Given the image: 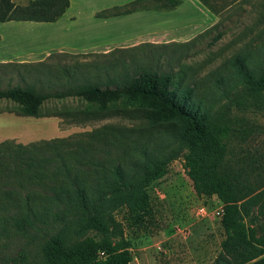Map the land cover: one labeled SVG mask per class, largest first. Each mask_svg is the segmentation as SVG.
I'll return each mask as SVG.
<instances>
[{
    "label": "trees",
    "instance_id": "trees-1",
    "mask_svg": "<svg viewBox=\"0 0 264 264\" xmlns=\"http://www.w3.org/2000/svg\"><path fill=\"white\" fill-rule=\"evenodd\" d=\"M145 1H134L120 12L103 11L97 17L132 13ZM154 1L164 8L179 5L177 0ZM200 1L207 5L205 0ZM69 5V0H30L26 5L0 0V23H54ZM222 35L218 33L212 43ZM247 59L236 56L230 61L234 76L249 90L264 92V70L250 71ZM42 64L9 63L0 67ZM69 76L75 77L64 75ZM111 84L112 88L108 83L102 88L84 81L66 93L53 95L33 87L0 90V101L16 104L14 112L22 117L82 122L109 112L129 116L126 101L136 103L143 112L145 123L136 130L104 126L26 145L13 140L0 143V206L11 203L21 212L14 220L17 231L25 232L26 225L37 222L63 223L43 249V264H134L114 212L125 208L137 221L147 216L146 188L161 179L169 163L179 158L194 193L199 197L216 196L222 204L220 226L225 237L211 264H264V188L254 191L241 183L239 173L223 169L231 128L212 119L200 103L193 101V89L180 88L171 73L144 70ZM67 97L84 101L83 110L43 111L50 99ZM167 139H174L175 146L165 143ZM54 205H59L57 211L52 210ZM73 237L76 240L70 242Z\"/></svg>",
    "mask_w": 264,
    "mask_h": 264
},
{
    "label": "rangeland",
    "instance_id": "rangeland-1",
    "mask_svg": "<svg viewBox=\"0 0 264 264\" xmlns=\"http://www.w3.org/2000/svg\"><path fill=\"white\" fill-rule=\"evenodd\" d=\"M27 2L16 0L18 5ZM158 6L145 2L136 8L151 10ZM121 10L124 8L116 11ZM217 20L215 27L187 42H138L128 47H108L106 51L83 50L86 52H58L51 48L96 45L98 40L108 39L103 25H92L87 19L76 26H37L41 24L32 22L30 26L15 28L13 34L11 30L5 31L9 35L6 46L18 47L23 55L28 54L30 64H44L0 67V90L33 87L53 95L66 93L84 81L102 88L108 83L112 88L111 81L120 83L144 70L171 73L180 88L193 89V101L200 103L212 119L231 128L223 169L239 173L241 183L250 189L261 190L264 188V92H253L240 84L230 61L236 56H246L250 71L264 70V0H242ZM218 33L223 35L212 43ZM64 70L75 77L65 78ZM126 103L129 116L109 112L98 119L78 122L61 117H22L14 112L16 104L0 101V143L13 140L26 145L67 138L104 126L136 130L145 123L143 112L136 103ZM85 104L74 97L50 99L43 111L53 114L63 108L83 110ZM164 142L175 146L174 139ZM146 191L147 216L137 221L125 208L114 212L134 264H211L225 237L217 215L222 208L217 197H199L194 193L181 158L171 161L166 174L152 181ZM58 209L59 205L52 207L53 211ZM20 213L11 203L0 206V264H43V249L60 232L63 223L37 222L26 225L25 232H19L14 220ZM74 240L73 237L70 242Z\"/></svg>",
    "mask_w": 264,
    "mask_h": 264
},
{
    "label": "crops",
    "instance_id": "crops-1",
    "mask_svg": "<svg viewBox=\"0 0 264 264\" xmlns=\"http://www.w3.org/2000/svg\"><path fill=\"white\" fill-rule=\"evenodd\" d=\"M134 1L138 0H69V8L56 22L40 23L41 25L37 26L55 27L61 24L76 26L82 19H87L92 25H103L108 33V39L98 40L96 45L90 47H50L58 52L106 51L108 47L122 48L138 42L151 44L187 42L195 35L215 27L219 23L217 17L221 19L223 13L242 0H205L207 5L200 0H177L179 5L175 8H164L161 2L146 0L145 2H154L159 6L151 10L139 9L132 13L106 18L97 17L98 13L123 9ZM30 25L32 22L0 23V64L31 62L28 61L29 55H23L18 47L6 46L9 35L5 34V31L11 30L13 34L16 32L15 28ZM21 50L23 51L22 48Z\"/></svg>",
    "mask_w": 264,
    "mask_h": 264
},
{
    "label": "built area",
    "instance_id": "built-area-1",
    "mask_svg": "<svg viewBox=\"0 0 264 264\" xmlns=\"http://www.w3.org/2000/svg\"><path fill=\"white\" fill-rule=\"evenodd\" d=\"M222 213H223V210L221 208V210L217 213V215L220 216V219H221ZM103 256H104L103 253H99V257H102L103 258Z\"/></svg>",
    "mask_w": 264,
    "mask_h": 264
}]
</instances>
